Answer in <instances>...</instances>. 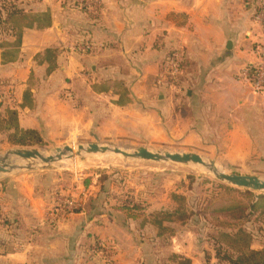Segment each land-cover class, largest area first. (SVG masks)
<instances>
[{"label": "crops", "instance_id": "obj_1", "mask_svg": "<svg viewBox=\"0 0 264 264\" xmlns=\"http://www.w3.org/2000/svg\"><path fill=\"white\" fill-rule=\"evenodd\" d=\"M24 1L33 13H48L50 25L24 29L20 38L0 30V122L13 111L19 129L46 142L91 127L116 137L131 127L124 122L154 120L187 129L217 156L264 159V96L239 79L257 60L256 0ZM83 41L95 50L73 49ZM173 53L186 65L169 88L163 66ZM3 130L0 146L10 147ZM22 182L11 180L0 198V264H105L98 243L107 246L111 264H162L169 252L191 264H218L183 226L156 254L155 229L111 209L109 182L95 177L59 191L82 205L96 198L98 214L56 220L50 214L56 197L35 191L30 178ZM137 189L131 191L148 211L169 209Z\"/></svg>", "mask_w": 264, "mask_h": 264}, {"label": "rangeland", "instance_id": "obj_2", "mask_svg": "<svg viewBox=\"0 0 264 264\" xmlns=\"http://www.w3.org/2000/svg\"><path fill=\"white\" fill-rule=\"evenodd\" d=\"M124 123L129 124L131 127L123 129L116 137L109 136L108 133H98L96 129L91 127L90 132L66 136L63 140L52 141V137H46V142L43 141L42 146L18 148L36 149L48 155L54 149L64 146L75 148L78 145L98 144L118 147L127 152L147 149L152 152L192 153L201 155L206 161H214L216 166L226 173L252 175L264 179V159L227 157L225 153L223 154L225 156H217L215 152L208 150V146H202V143L197 141L193 135H189L187 129L166 128V122L149 120ZM169 123L171 124V122ZM10 147L0 146V155ZM210 154L216 156L210 157ZM104 157H108V161H105ZM104 157L95 155L67 158L48 167L35 166L30 170H19L0 180V198L3 193H6L11 180L14 182V180L19 179L22 182L26 178H30L34 182L35 191H45L54 198L56 197V202L59 199L66 198V196L58 193L59 191L62 192L63 189L71 191L77 184H87L91 179L93 180L95 177L99 179L105 174L110 180H116L117 182L122 180L121 182L129 189L137 187L138 189L147 190L148 194L156 196L154 197L155 202L159 200L156 203L157 205L163 202L168 208H172L174 205L167 197L170 193L175 192L187 196V204L190 208L200 210L207 201L218 195V186H228L218 182L202 169L191 165L125 160L113 154L104 155ZM64 161L67 162L65 165L62 164ZM22 186H25V184H22ZM57 197L61 198L57 199ZM168 199L169 203L167 204ZM156 204H153L152 207L155 208ZM199 221L200 224L196 226L191 223L183 227L196 237L195 247L209 250L213 255L211 242L208 238L209 235L211 236L214 233L211 226L230 231L233 228L227 225L232 222H228L222 217L215 222L209 215H199ZM243 225L249 230H253L252 221L244 222ZM252 247L254 249L264 247L262 233H254Z\"/></svg>", "mask_w": 264, "mask_h": 264}, {"label": "trees", "instance_id": "obj_3", "mask_svg": "<svg viewBox=\"0 0 264 264\" xmlns=\"http://www.w3.org/2000/svg\"><path fill=\"white\" fill-rule=\"evenodd\" d=\"M77 3H75L76 6ZM50 25V17L46 12L33 13L24 0H0V30L2 33L15 34L20 38L24 29L45 28ZM47 59L53 56V50H45ZM186 63L181 60L179 70ZM6 122H0V129L6 132V141L11 146L33 147L42 146L40 135L33 130L19 129L16 115L7 111ZM2 121V120H1ZM110 180L105 174L98 179V183L109 182L114 193L110 197L116 201L111 209L121 215L125 221H139L140 227L148 225L155 229V237L150 241L153 251L157 254L161 249L171 245L176 226L200 224L199 215H209L216 222L222 217L228 220L227 226L233 230H223L211 226L213 234L208 238L211 242L213 255L206 252L205 258L213 257L218 264H264V247L254 249V233H262L264 237V194H257L247 190H240L230 186H218V195L212 197L200 210L190 208L187 196L172 192L169 199L173 207L166 210L148 211V205L139 196H134L131 189L124 183ZM85 184V183H84ZM101 191L104 192L102 186ZM120 196V197H119ZM123 198L126 200L123 201ZM96 198H88L82 207L74 213L84 212L88 216L98 214L94 204ZM253 222V230L243 225L244 222ZM211 250V251H212ZM162 264H191V260L184 256L167 253L159 260Z\"/></svg>", "mask_w": 264, "mask_h": 264}, {"label": "water", "instance_id": "obj_4", "mask_svg": "<svg viewBox=\"0 0 264 264\" xmlns=\"http://www.w3.org/2000/svg\"><path fill=\"white\" fill-rule=\"evenodd\" d=\"M108 154L119 156L125 160L191 165L209 173L215 180L222 184L257 194H264V179L252 175L220 172L214 161H206L204 157L196 154L152 152L147 149L127 152L118 147L98 144L78 145L75 148L64 146L54 149L48 155L36 149H8L0 155V180L19 170H30L35 166L48 167L67 158H81L95 155L104 156Z\"/></svg>", "mask_w": 264, "mask_h": 264}, {"label": "built area", "instance_id": "obj_5", "mask_svg": "<svg viewBox=\"0 0 264 264\" xmlns=\"http://www.w3.org/2000/svg\"><path fill=\"white\" fill-rule=\"evenodd\" d=\"M257 9L252 14L253 22L259 27L260 33L257 38V52L256 62L254 65L244 67L240 72L239 79L247 83L254 94L264 96V0H256ZM83 4H79L82 7ZM80 54H87L95 50V45L90 41H83L73 47ZM179 54L173 53L168 61L164 64V79L169 88L173 87L174 81L180 74L179 70ZM126 200L123 198V201ZM82 207L80 201H73L69 198L59 199L55 202L54 208L51 209L50 214L53 220H56L62 214H72L78 208ZM98 248L101 253L105 255L104 263L111 264L109 251L106 245L98 243Z\"/></svg>", "mask_w": 264, "mask_h": 264}, {"label": "bare ground", "instance_id": "obj_6", "mask_svg": "<svg viewBox=\"0 0 264 264\" xmlns=\"http://www.w3.org/2000/svg\"><path fill=\"white\" fill-rule=\"evenodd\" d=\"M103 157H104V156H103ZM104 160H105V161H108V157H104ZM65 163H67V162L64 161V163H62V164L65 165ZM217 169H218L220 172H225V171H222V169H219L218 167H217Z\"/></svg>", "mask_w": 264, "mask_h": 264}]
</instances>
